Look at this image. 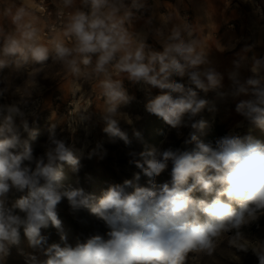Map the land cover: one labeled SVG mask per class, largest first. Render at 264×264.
Instances as JSON below:
<instances>
[{"label": "clouds", "instance_id": "9594fccd", "mask_svg": "<svg viewBox=\"0 0 264 264\" xmlns=\"http://www.w3.org/2000/svg\"><path fill=\"white\" fill-rule=\"evenodd\" d=\"M77 0H57V15L64 19L61 32L44 43L35 10L27 0L4 5L3 16L14 30L0 28V68L20 67L30 61L39 64L29 73L37 87V76L44 71L51 55L52 62L61 65L74 78L96 79L104 100L103 131L130 143L120 127L118 106L130 97L123 78L160 89L149 95L145 109L161 118L171 128L193 129L185 143H194L191 150H165L159 155L154 149L139 153L135 166L149 182L172 164L171 183L159 187L141 186L133 180L110 184L99 197L83 188L65 187L63 164L74 172L80 168L72 145L57 138L51 129L43 154L34 155L28 139H21V127L35 140L37 132L29 127L20 103L0 104V264H4L10 247L20 242L21 229L29 247L43 250L47 257L40 260L30 254L26 264H184L187 253L211 250L214 239L223 232L235 230L242 237V226L264 212V142L251 137L225 135L215 146L203 142L197 133L206 121L196 117L206 108L215 111V103L199 95L200 91L222 87L223 75L216 70L191 25L187 22L173 26L166 35L157 30L163 50H151L145 34L133 33L130 26L136 12L145 8V0H80L84 11L76 7ZM173 16H162L167 24ZM245 52L248 49L244 50ZM95 57V59H93ZM248 58L241 55L228 73L231 81L227 92L236 99L235 110L251 124L264 130V57L251 58V75L243 78L241 68ZM173 77H180V82ZM0 88V97L6 93ZM19 119V124L17 123ZM134 135L141 138L140 132ZM93 149L91 155L97 154ZM101 158L106 152H100ZM130 156L137 153L129 152ZM191 181V182H190ZM132 189L129 191V189ZM22 193L14 203L7 204L11 190ZM202 192L198 198L195 192ZM66 198L73 213L80 209L102 220L104 234L89 235L75 246L67 243L58 218L57 206ZM203 214V219H201ZM61 230L60 243L48 244L42 233L49 225ZM252 249L259 264H264V243L239 246Z\"/></svg>", "mask_w": 264, "mask_h": 264}, {"label": "rangeland", "instance_id": "374dc122", "mask_svg": "<svg viewBox=\"0 0 264 264\" xmlns=\"http://www.w3.org/2000/svg\"><path fill=\"white\" fill-rule=\"evenodd\" d=\"M10 2L11 0H0V28L6 32L14 30L10 20L3 16L4 5ZM130 2L131 0H126V3ZM16 3L19 4L20 0H16ZM27 3L35 10L40 39L47 43L54 35V32L45 35V31L54 20L57 0H46L47 10L50 9L51 14L40 8L39 0H27ZM263 3L264 0L260 1V4L255 3V8L251 3L250 5L242 3L236 4L233 10H222L220 0H145L144 9L138 12L134 10L129 30L145 34L146 44L151 50H163L162 38L157 35L158 29L166 35L173 26L187 22L195 36L202 41L208 59L223 75L222 87L207 93L199 92L201 98L215 103L216 106L215 111L206 108L196 117L207 122L206 127L197 135L203 142L211 143L213 147L216 140L225 135L239 136L242 139L251 137L264 142V130L251 124L235 110L239 100L249 97L242 95L233 99L230 95L226 98L219 96L220 92H227L230 87L228 73L232 71L234 61L241 55L247 56L248 60L241 68V75L246 78L251 75L249 71L251 58L264 57ZM76 7L84 11L89 10L80 2L76 3ZM244 8L251 9V13L245 14ZM170 14L173 18L165 24L161 17ZM62 30L61 27L55 32ZM245 49L248 51L245 52ZM46 64L44 71L37 76V87L27 97H21L20 93L27 94L34 84L29 73L40 65L30 61L20 67L11 65L0 68V88L7 89L5 95L0 97V104H21L29 127L37 132L35 140H32L28 132L21 127V139L30 141L34 155L43 154L51 129L55 130L57 138L64 139L72 145L74 155L79 158L80 168L78 172H74L70 165L63 164L62 183L65 187L83 188L85 192L99 197L110 184L122 183L125 179L133 180L134 184L141 186L159 187L162 183H171V162L151 184L150 178L142 172L138 181L134 179V174L141 171L135 166V160L141 159L140 152L154 149L159 155L168 149L183 151L191 150L195 146L194 143H185L193 129L171 128L161 118L146 111L145 104L149 95H158L160 89L123 78V86L131 98L128 103L118 106L120 127L130 141L126 144L119 137H110L103 131L105 122L102 119V110L105 105L99 81L74 78L61 65L52 62L51 55ZM173 79L186 81V78L182 80L180 77ZM157 120L159 125L158 131L155 132L154 125ZM17 123L19 124V119ZM136 131L140 132L141 138L138 139L134 135ZM210 132L213 136L206 141L205 134ZM97 145H100L97 154L90 157L89 154ZM102 151L106 152V155L101 158L99 153ZM133 151L137 153L134 157L129 155V152ZM131 190L130 188L129 191ZM21 195L23 194L11 190L7 196V204L11 206ZM194 195L209 200L212 198L204 197L199 191ZM57 214L62 222L61 230L67 238V243L72 246L77 242H83L89 235L104 234L107 230L104 222L92 215L88 209H80L73 213L66 198L58 204ZM203 218L201 214V219ZM61 230L54 227L52 231L42 229V233L48 236V244L60 243L63 246ZM240 231L242 233L240 239L236 238L235 230L223 232L214 239L211 252L200 249L188 252L184 264H259L251 248L243 251L237 249V245L257 246L264 243V212L259 213L249 224L242 226ZM30 254L36 255L40 260L47 259L43 250L29 247L21 229L20 242L10 247L4 264H26V258Z\"/></svg>", "mask_w": 264, "mask_h": 264}, {"label": "crops", "instance_id": "0c3cea01", "mask_svg": "<svg viewBox=\"0 0 264 264\" xmlns=\"http://www.w3.org/2000/svg\"><path fill=\"white\" fill-rule=\"evenodd\" d=\"M220 1H221L220 8H223L222 10H233V8H235L236 4H242V3H248L249 5L251 3L252 6L255 8V3L260 4V1L263 2V0H220ZM79 2H80V0H77V3H79ZM244 10H245V14L251 13V9L244 8ZM228 20L229 19H227V21ZM228 29H230V28H228Z\"/></svg>", "mask_w": 264, "mask_h": 264}, {"label": "built area", "instance_id": "2783aa9c", "mask_svg": "<svg viewBox=\"0 0 264 264\" xmlns=\"http://www.w3.org/2000/svg\"><path fill=\"white\" fill-rule=\"evenodd\" d=\"M39 6L42 10H44V12H48V14H51L52 11L48 8V4L46 3V0H39ZM58 9L55 12V17L54 20L49 24L48 29L45 31V35L51 34L53 31L52 29L57 30L58 28H61L63 23H64V19L58 17L57 15Z\"/></svg>", "mask_w": 264, "mask_h": 264}, {"label": "trees", "instance_id": "16d2710c", "mask_svg": "<svg viewBox=\"0 0 264 264\" xmlns=\"http://www.w3.org/2000/svg\"><path fill=\"white\" fill-rule=\"evenodd\" d=\"M155 124L156 125H154L155 126V132L156 131H158V125H159V120H157L156 122H155ZM158 133V132H157ZM212 136H213V133L212 132H210V133H206L205 134V139H206V141H209L211 138H212ZM53 228H54V226H52L51 224L49 225V227L48 228H46V230H48V231H52L53 230Z\"/></svg>", "mask_w": 264, "mask_h": 264}]
</instances>
